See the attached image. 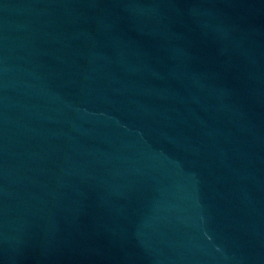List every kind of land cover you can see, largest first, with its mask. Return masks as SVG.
Listing matches in <instances>:
<instances>
[{
  "label": "water",
  "instance_id": "95a60500",
  "mask_svg": "<svg viewBox=\"0 0 264 264\" xmlns=\"http://www.w3.org/2000/svg\"><path fill=\"white\" fill-rule=\"evenodd\" d=\"M0 264H264V0H0Z\"/></svg>",
  "mask_w": 264,
  "mask_h": 264
}]
</instances>
